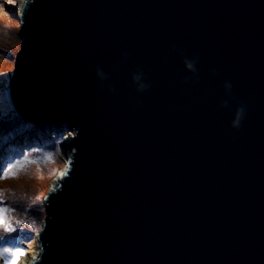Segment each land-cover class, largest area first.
<instances>
[{
  "label": "water",
  "instance_id": "1",
  "mask_svg": "<svg viewBox=\"0 0 264 264\" xmlns=\"http://www.w3.org/2000/svg\"><path fill=\"white\" fill-rule=\"evenodd\" d=\"M21 12L8 105L71 131L30 264H264V0Z\"/></svg>",
  "mask_w": 264,
  "mask_h": 264
},
{
  "label": "rangeland",
  "instance_id": "2",
  "mask_svg": "<svg viewBox=\"0 0 264 264\" xmlns=\"http://www.w3.org/2000/svg\"><path fill=\"white\" fill-rule=\"evenodd\" d=\"M22 1L0 0V76L6 80V86L1 91L3 101L11 114L14 112L8 105L5 89L23 42L19 35ZM54 129L60 131L59 144L56 142L48 144L45 149L33 152L31 147L16 139L17 144L13 150L10 149V153L0 149V174L7 172V175L0 177V194L5 203L14 209L11 216L14 217L15 225L13 232H4L0 229V247L23 249V255H20L16 262L24 259L31 262L38 255L36 237L44 221L39 214L45 215V197L52 187L55 175L66 168L69 159V152L62 145L64 143L62 141L70 136L71 131L58 126ZM17 163L19 167H8L9 164ZM12 233L18 234V238H10ZM6 258L7 254L0 255V264H4Z\"/></svg>",
  "mask_w": 264,
  "mask_h": 264
},
{
  "label": "trees",
  "instance_id": "3",
  "mask_svg": "<svg viewBox=\"0 0 264 264\" xmlns=\"http://www.w3.org/2000/svg\"><path fill=\"white\" fill-rule=\"evenodd\" d=\"M7 60V59H4ZM6 86V80L0 76V149L10 153V149H14L17 144L15 140L23 141L26 146L31 147L33 152L45 149L48 144H59L61 140L60 131L54 128L68 127L64 124H54L44 121H32L21 118L17 114L10 113V109L3 101L2 89ZM20 135V136H19ZM22 135V136H21ZM49 136V138L47 137ZM22 148L21 146H18ZM44 214V213H43ZM43 214H39L40 218H44ZM20 216L21 214L18 213ZM10 238H18V234L12 233Z\"/></svg>",
  "mask_w": 264,
  "mask_h": 264
},
{
  "label": "snow or ice",
  "instance_id": "4",
  "mask_svg": "<svg viewBox=\"0 0 264 264\" xmlns=\"http://www.w3.org/2000/svg\"><path fill=\"white\" fill-rule=\"evenodd\" d=\"M17 163L15 165L9 164V168L19 167ZM7 175V172L0 174V177ZM61 176H64L65 173L61 172ZM14 209L10 208L4 201L2 194H0V229L4 232H13L15 231V225L13 224L14 217L11 216V213ZM17 223H21L17 221ZM35 223V222H33ZM7 254V258L4 260V264H16V260L20 255H23V249L21 248H12L8 246L0 247V255Z\"/></svg>",
  "mask_w": 264,
  "mask_h": 264
},
{
  "label": "clouds",
  "instance_id": "5",
  "mask_svg": "<svg viewBox=\"0 0 264 264\" xmlns=\"http://www.w3.org/2000/svg\"><path fill=\"white\" fill-rule=\"evenodd\" d=\"M187 67H188V68H192V67H193V64H192L191 62H189V63L187 64ZM100 75H101L102 77L104 76L103 73H100ZM145 87H147L146 84H141V85H140V88H141V89H143V88H145ZM243 112H244V109H243V108H240V109L237 110V112H236V114H235V118H234V120L232 121V124H233L234 127H239V126H240V121H241V119H242V117H243Z\"/></svg>",
  "mask_w": 264,
  "mask_h": 264
},
{
  "label": "bare ground",
  "instance_id": "6",
  "mask_svg": "<svg viewBox=\"0 0 264 264\" xmlns=\"http://www.w3.org/2000/svg\"><path fill=\"white\" fill-rule=\"evenodd\" d=\"M27 0H23L22 1V4L20 5V11H22V9H23V7H24V3L26 2ZM23 13L21 12V15H22ZM67 137H65L64 139H66ZM64 170L65 169H61L56 175H57V177H60L61 175H60V173L61 172H64ZM55 175V176H56ZM57 177H55V179H54V182H53V184H52V186H55L56 185V178ZM16 264H30V262L28 261V260H26V259H24V260H19L18 262H16Z\"/></svg>",
  "mask_w": 264,
  "mask_h": 264
}]
</instances>
